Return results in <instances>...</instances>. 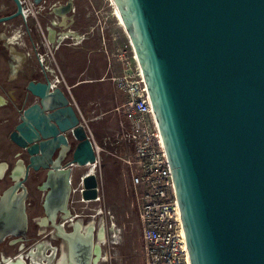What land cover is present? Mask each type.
<instances>
[{"label": "water", "instance_id": "water-1", "mask_svg": "<svg viewBox=\"0 0 264 264\" xmlns=\"http://www.w3.org/2000/svg\"><path fill=\"white\" fill-rule=\"evenodd\" d=\"M114 2L168 155L190 264H264V0ZM35 75L10 137L26 172L45 160L57 176L65 157L66 170L92 166L95 149L71 93L41 62ZM94 170L83 178L86 199L102 183ZM11 193L0 198V242L24 233L25 194L12 212ZM74 251L77 264H90V252Z\"/></svg>", "mask_w": 264, "mask_h": 264}, {"label": "flooded vegetation", "instance_id": "flooded-vegetation-1", "mask_svg": "<svg viewBox=\"0 0 264 264\" xmlns=\"http://www.w3.org/2000/svg\"><path fill=\"white\" fill-rule=\"evenodd\" d=\"M31 1L29 15L24 18L26 5L22 0H19L22 8L19 14L16 0H0V198L12 188L14 212L16 203L25 194L24 233L8 235L0 242V264L18 256L25 264H77L74 246L90 252V264H97L103 253L101 185L95 198L86 199L83 195V178L91 172L92 166H73L69 171L64 169L65 157L57 163L60 170L57 176L50 172V162L45 160L38 162L37 170L29 168L26 172L28 160L10 137L20 123L24 86L28 80L36 78L38 51L47 53L46 63H50L49 49L42 45L38 22L45 33L50 23L57 30L66 31L67 38L77 35L78 30L82 45L92 38H104L109 55H113V64H118L114 58L124 46L130 47V40L124 27L117 22L111 0H42L39 4ZM68 4L70 11L65 16L59 15L62 7ZM6 17L11 18L3 20ZM53 20L58 22L53 23ZM112 25L121 32L113 31ZM98 27L103 29L100 34L96 32ZM108 29L111 31L107 36L104 30ZM53 33L51 31L50 40ZM122 37L126 38L124 45ZM54 48L50 41V49ZM52 64L56 67L57 62ZM33 101L34 98H29L27 104ZM94 171L98 173L99 168L95 167ZM111 212L106 211L110 215L107 226L110 242H115L112 238L116 237L117 222ZM9 246L14 247L13 251ZM77 260L81 261L78 257Z\"/></svg>", "mask_w": 264, "mask_h": 264}, {"label": "built area", "instance_id": "built-area-1", "mask_svg": "<svg viewBox=\"0 0 264 264\" xmlns=\"http://www.w3.org/2000/svg\"><path fill=\"white\" fill-rule=\"evenodd\" d=\"M22 1L26 5L25 18L29 15L32 1ZM38 26L43 36L42 45L49 49L50 62L46 63L47 53L38 51L39 63L48 70H57V65L53 67L52 64L55 61L50 42L39 22ZM125 47L114 58L120 65V73L111 76V79L127 95L126 102L115 107L121 115L117 141L131 150L122 159L129 167L141 230L143 264H190L177 191L148 87L133 45L130 42V47ZM56 78L60 84H65L64 78ZM66 87L71 93L70 87ZM73 100L95 149L96 163L93 165L99 168L102 175L100 165L104 148L98 143L89 120L84 117L74 97Z\"/></svg>", "mask_w": 264, "mask_h": 264}, {"label": "rangeland", "instance_id": "rangeland-1", "mask_svg": "<svg viewBox=\"0 0 264 264\" xmlns=\"http://www.w3.org/2000/svg\"><path fill=\"white\" fill-rule=\"evenodd\" d=\"M105 7L108 9V4H105ZM110 20L113 22L112 19ZM111 29L121 32L116 25H112ZM109 31L111 30H104L106 35ZM78 32L76 30L75 33L81 35ZM96 32L100 34L103 29L98 27ZM102 42H104V38H102ZM125 43L126 38L122 37V44L124 45ZM124 48L126 47L124 46ZM116 66H118L117 63ZM118 68H114L109 73V76L119 73ZM99 91L100 89H98L97 85L83 86L74 91L84 117L89 120L90 128L98 143L104 148L101 153L100 165L101 177H103L101 183L104 207L103 253L99 257L100 261L98 259L97 264H143L141 230L131 193L129 167L122 159L131 150L117 141L120 137L118 112H108L106 115L100 116L103 113L102 109L104 106L97 105L98 100H95ZM112 116H117L115 122H118V124L114 126H111ZM106 211H112L111 213L116 216L117 225L114 229L116 237L112 238L115 242H110V230L108 229L109 226H107L109 225L108 219L110 215L106 214ZM8 248L11 251L14 249V247L10 246Z\"/></svg>", "mask_w": 264, "mask_h": 264}, {"label": "crops", "instance_id": "crops-1", "mask_svg": "<svg viewBox=\"0 0 264 264\" xmlns=\"http://www.w3.org/2000/svg\"><path fill=\"white\" fill-rule=\"evenodd\" d=\"M52 22L57 23L58 20ZM51 31L54 32L51 37L55 47L52 50L54 61L57 62V65L59 64L57 70L51 68V71L56 77L64 78L65 84L63 87H70L72 96L78 104L74 91L83 86L97 85L100 91L95 100L97 99L99 102H97V105L104 106L103 113L100 116H104L108 112L117 113L115 107L123 105L127 100V95L119 90L111 79V76L120 73V68H118L120 65L113 64L105 41L102 42L100 39L92 38L82 45L79 35H71L68 39L66 31L57 30L49 23L46 27L49 42L51 41ZM22 55L25 58V51ZM116 67L119 69V73L109 76V73ZM118 116L121 120V115ZM116 117H111V126L118 124V122H115Z\"/></svg>", "mask_w": 264, "mask_h": 264}, {"label": "bare ground", "instance_id": "bare-ground-1", "mask_svg": "<svg viewBox=\"0 0 264 264\" xmlns=\"http://www.w3.org/2000/svg\"><path fill=\"white\" fill-rule=\"evenodd\" d=\"M111 2H114V0H111ZM112 6H113V10L115 9V12H116V14H117V22H118L119 26H122V28H123L124 23H123V21H122L120 15H119V12H118V9H117V6H116V3L114 2V4H112ZM127 38H128V37H127ZM128 39H129V38H128ZM135 57H136V60H137L138 63H139V66L141 67L136 52H135ZM31 261H32V260H31ZM5 264H25V263H24V261L22 260V258L18 256V257H16L15 259H14V258H7L6 261H5Z\"/></svg>", "mask_w": 264, "mask_h": 264}]
</instances>
